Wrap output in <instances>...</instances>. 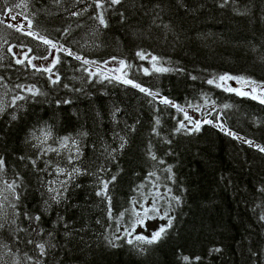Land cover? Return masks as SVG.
<instances>
[{
    "label": "trees",
    "instance_id": "obj_1",
    "mask_svg": "<svg viewBox=\"0 0 264 264\" xmlns=\"http://www.w3.org/2000/svg\"><path fill=\"white\" fill-rule=\"evenodd\" d=\"M9 11L59 49L50 70L18 60L50 47L0 19V264H264V100L221 85L264 84V0ZM113 59L126 81L88 65ZM211 104L232 134L186 111Z\"/></svg>",
    "mask_w": 264,
    "mask_h": 264
},
{
    "label": "rangeland",
    "instance_id": "obj_2",
    "mask_svg": "<svg viewBox=\"0 0 264 264\" xmlns=\"http://www.w3.org/2000/svg\"><path fill=\"white\" fill-rule=\"evenodd\" d=\"M0 19L3 20L5 23L21 30L22 32L28 33L35 38L39 39L43 43H45L47 46L50 47L49 54L44 58H38V57H29L28 56V50L26 48L20 47V46H12L11 51L15 55V57L20 61H26L28 60L31 65L38 68L43 69H51L57 60V52L59 49V46L57 43L50 41L47 39L43 34L40 32L32 29L31 24L27 18L22 16L21 14L15 12V11H9L4 15L0 14ZM89 68L93 71H103L104 73L108 75H112L114 77H117L119 79L125 80L123 76V70L125 68V63L121 60H109L102 64H95V63H88ZM157 66V65H155ZM126 81V80H125ZM221 85L228 89V90H234L239 93H249L252 96H255L259 99L264 100V84L262 83H243L241 79H238L233 76H224L221 79ZM159 97V95H158ZM7 105V99L6 95L3 92V90L0 89V114L5 110ZM217 105L211 104L202 108H196L193 111L190 110V115L195 121H201L203 119H208L210 116V112L213 111V109H216ZM208 120H211L209 118ZM214 122L216 126L219 128L225 130L227 133L232 134L233 132L229 130L221 121L220 115L214 119L211 120ZM239 138L243 140H247L246 138L237 135ZM251 143L259 148L264 149L263 146L260 144L251 141ZM10 194H12L11 186L8 182L0 179V216L2 212L6 208V204L10 200ZM153 222L150 219H146L145 221H142L140 226L141 229L145 227L143 232H147L146 227L151 226Z\"/></svg>",
    "mask_w": 264,
    "mask_h": 264
}]
</instances>
